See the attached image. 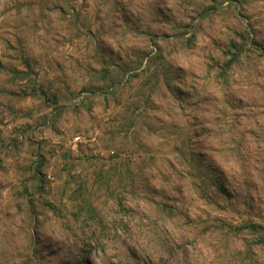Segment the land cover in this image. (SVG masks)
I'll use <instances>...</instances> for the list:
<instances>
[{
	"label": "rangeland",
	"instance_id": "obj_1",
	"mask_svg": "<svg viewBox=\"0 0 264 264\" xmlns=\"http://www.w3.org/2000/svg\"><path fill=\"white\" fill-rule=\"evenodd\" d=\"M251 222L264 0H0V264H264Z\"/></svg>",
	"mask_w": 264,
	"mask_h": 264
},
{
	"label": "trees",
	"instance_id": "obj_2",
	"mask_svg": "<svg viewBox=\"0 0 264 264\" xmlns=\"http://www.w3.org/2000/svg\"><path fill=\"white\" fill-rule=\"evenodd\" d=\"M205 15L207 14V12L206 13H204ZM189 40H191V39H189ZM236 60V58H232V59H230L228 62H226V67H231V63L232 62H234ZM15 73H17V70H15ZM20 73H22V74H24L25 72H20ZM85 92V91H84ZM54 99H55V101H57V97L56 96H54ZM83 101V100H82ZM248 228L253 232V233H257V234H260V240H261V242H263L264 241V226H263V224H260V223H256V222H251L250 224H249V226H248Z\"/></svg>",
	"mask_w": 264,
	"mask_h": 264
},
{
	"label": "built area",
	"instance_id": "obj_3",
	"mask_svg": "<svg viewBox=\"0 0 264 264\" xmlns=\"http://www.w3.org/2000/svg\"><path fill=\"white\" fill-rule=\"evenodd\" d=\"M86 97V92H81L78 96H77V98L75 99L78 103L80 102L81 103V101L84 99ZM81 139V137L80 136H76L75 138H74V141H78V140H80Z\"/></svg>",
	"mask_w": 264,
	"mask_h": 264
}]
</instances>
